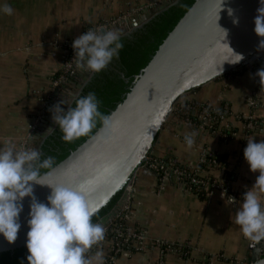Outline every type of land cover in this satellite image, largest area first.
Returning a JSON list of instances; mask_svg holds the SVG:
<instances>
[{"label": "crops", "instance_id": "obj_1", "mask_svg": "<svg viewBox=\"0 0 264 264\" xmlns=\"http://www.w3.org/2000/svg\"><path fill=\"white\" fill-rule=\"evenodd\" d=\"M172 1L0 0L13 9L11 15L0 12V148L18 151L26 147L33 138L30 129L35 117L40 129L44 115H51L44 105L51 107L67 96L61 87L56 90L59 83L54 85L53 77L66 61L67 44L74 38L90 29H124ZM255 65L180 98L183 112L203 106L215 111L223 106L227 113L220 120L222 128L210 133L173 112L149 155L163 164L174 160L188 168L198 165L204 155L220 156L221 163L210 168L209 177L218 182L227 178V192L217 191L209 197L204 192L197 198L183 191L173 177L160 187L154 172L139 169L126 190L131 212L126 220L145 230L146 248L124 249L112 264H248L250 238L242 235L231 217L258 175L249 172L243 149L249 139L264 140V81L254 75ZM76 71L77 75L86 72ZM192 132L193 144L188 147L184 136ZM260 203L264 208V194ZM153 242L163 246H148ZM98 244L85 254L87 258L104 242Z\"/></svg>", "mask_w": 264, "mask_h": 264}, {"label": "water", "instance_id": "obj_2", "mask_svg": "<svg viewBox=\"0 0 264 264\" xmlns=\"http://www.w3.org/2000/svg\"><path fill=\"white\" fill-rule=\"evenodd\" d=\"M176 1L155 9L137 23L129 24L126 30H121V37L130 35ZM258 7V0H223L222 5L220 0H196L159 46L149 64L134 76L129 93L107 122L63 161L40 175V181L78 189L86 202L98 209L96 214L119 194L115 206L96 221L107 232L108 224L124 213L128 205L126 190L149 157L159 132L180 98L253 65L260 57L263 50L258 49V43L264 38L253 32V18ZM228 9L232 10L231 16ZM233 18L238 19L235 25ZM226 43L234 53L243 56L240 62H226L232 56ZM92 74L86 71L84 83ZM83 85H77L76 89L80 92ZM76 97L70 94L64 101L70 104ZM156 118L162 123L157 131L148 135L147 127ZM40 124L46 129L56 127L53 122L46 127L44 118ZM47 134L37 146L39 153ZM49 192L47 186L33 184V195L39 202H46ZM132 192L130 190L129 195ZM29 203L30 197H24L19 214L21 227L15 242L8 244L0 237V253L25 247ZM247 250L248 264H264V238H250Z\"/></svg>", "mask_w": 264, "mask_h": 264}, {"label": "clouds", "instance_id": "obj_3", "mask_svg": "<svg viewBox=\"0 0 264 264\" xmlns=\"http://www.w3.org/2000/svg\"><path fill=\"white\" fill-rule=\"evenodd\" d=\"M222 3L223 0H220ZM258 4L253 18V32L257 37L264 38V0H258ZM12 11L7 3H0V12L11 15ZM227 11L231 16L232 10ZM232 23L237 24L238 19L233 18ZM71 47L75 67L95 74L104 70L118 56L123 44L118 30L97 28L74 38ZM228 48L232 56L226 60L227 63L236 64L243 59L241 54ZM258 49L264 50V39L259 41ZM254 75L259 82L264 81V69H258ZM64 104L60 100L49 111L65 142L87 136L95 127L97 118L107 122L108 118L100 113L99 101L93 92L79 97L74 106L67 109L61 107ZM161 123L159 118L153 119L147 127L148 135L157 131ZM52 132L53 129L48 128L44 133ZM194 136V132L184 136L188 147L192 146ZM242 155L249 172L258 175L252 186L243 192L231 220L239 226L244 237L264 238V208L260 203L264 194V140H247ZM38 161V166L33 168L32 163ZM52 163V157L40 161V153L35 149L14 151L12 147L0 148V237L8 244L15 242L21 227L19 214L23 209L22 200L27 196L30 197L26 222L28 231L25 234L27 264H104L101 250H97L91 259L85 255L93 245L104 239L105 228L92 222L98 209L87 203L78 189L42 183L38 169L50 168ZM33 184L50 189L46 202H39L35 198ZM228 202H233L232 197L228 198Z\"/></svg>", "mask_w": 264, "mask_h": 264}, {"label": "trees", "instance_id": "obj_4", "mask_svg": "<svg viewBox=\"0 0 264 264\" xmlns=\"http://www.w3.org/2000/svg\"><path fill=\"white\" fill-rule=\"evenodd\" d=\"M195 1L196 0H177L163 12L155 15L150 20H148L143 26L134 30L130 35L121 37L123 47L119 51L118 56L115 57L104 70L99 73H93L90 80L83 86L70 106H74L75 100L79 97H82L89 92H93L95 93L99 101L100 113L102 114V116L109 118L111 114L117 109V107L123 103L126 95L129 93L134 76L138 75L139 72L149 64L159 46L163 43L168 34L173 30L179 20L191 8ZM65 56L66 60L74 57L73 49H67ZM261 63L262 62L255 65V70L261 69ZM62 76L63 73L62 70H60L53 77V81H58ZM75 77L77 76L74 75L73 78L67 79V84L62 87V89H64L66 93L74 92L70 87H68V84L71 85ZM204 111H206L210 115V122L213 128L210 130L211 132H213L215 129L222 128L220 125V120L222 117L224 118V115L227 113V111L224 110L223 106L215 111L210 107L203 106L199 107L195 112L184 111L185 113L178 108V110L174 113L178 118L187 120L190 122V124L196 127L201 124L200 113ZM104 123L105 121L97 118L95 127L87 136L77 138L72 142L63 141L61 139L62 134L56 126L53 129V132L50 133V135L47 136L46 139H44L43 143L40 146V161H43L47 157L53 158V163L50 168L38 169L40 175L44 174L55 165L63 161L66 157H68L70 153L75 151L99 128H101ZM204 129H206V126H204ZM221 160L222 157L220 156L206 155L205 162L199 163L197 165V168L206 170L209 169L207 167H210L209 163H211L212 161L221 163ZM171 162L178 166L180 169L183 167L174 160H172ZM38 163L39 161L34 162L33 168H36L38 166ZM192 172V168L189 167L186 169V174L191 175ZM187 185L191 189H193V193L197 196V198L203 197L204 192L202 188L192 186L189 184V182H187ZM118 199L119 194L112 198L110 202L92 218V222L96 223L99 218L106 215L115 206ZM119 225L126 229H129L132 232H134L136 229L129 220H126L123 217L116 219L114 221V224L111 226L112 228L105 232L104 239L102 240L104 242L102 248L105 246L110 247L113 244V241L115 239L113 230ZM102 241L99 242V247L100 243L103 244ZM102 248L100 247L101 251ZM105 251L103 252V261ZM26 255L27 250L25 247L0 253V264H27V261L25 260Z\"/></svg>", "mask_w": 264, "mask_h": 264}, {"label": "built area", "instance_id": "obj_5", "mask_svg": "<svg viewBox=\"0 0 264 264\" xmlns=\"http://www.w3.org/2000/svg\"><path fill=\"white\" fill-rule=\"evenodd\" d=\"M155 11V10H154ZM153 11V12H154ZM151 12L150 14H152ZM128 28H124L125 30ZM68 49L72 48L71 44H67ZM264 59V50L260 57L254 62L257 63L261 60ZM75 62V57H72L69 60H66L64 64V68H68L69 65L73 67ZM63 66L61 68L64 69ZM76 75V73H74ZM74 77V76H73ZM71 77V78H73ZM62 78V77H60ZM65 78V77H64ZM58 81H55L54 85H56ZM68 94V93H67ZM73 94V93H72ZM69 96V94H68ZM69 97L63 98V100H66ZM179 102L176 104L173 112H176L179 108ZM222 120V119H221ZM204 126H206V130L210 132L211 130V122H210V117L207 112H204V115L201 116V124L199 126L200 129L204 130ZM198 128V129H199ZM223 139H226L227 136L224 135L222 137ZM203 158L201 159L200 163L205 162V157L206 155L202 156ZM179 165V164H178ZM210 167H207L209 169L206 170H201L197 168L196 166H193V172L191 175L186 174V169L188 168L187 166H181L182 168L180 169L178 166L175 164H163L160 161H157L156 159H152L150 157L147 158V160L144 162L142 165V168L147 169L148 171L154 172V174L158 178L159 186L162 187L166 181H169L174 178L175 182L180 186V188L189 193V194H194L193 189H191L188 185L187 182H189L190 185L195 186V187H200L202 188L203 192L207 195V197L213 195L217 191L221 192H227V187H228V181L227 178L223 179V182H218L217 180H214L209 177V172L210 168H217L219 165L215 161H212L209 163ZM159 187V188H160ZM232 197L234 201V197ZM124 212L126 213V217L123 214L124 219H128L130 216V211L128 210L127 206L124 209ZM113 234L115 236V239L113 241V244L106 249L105 256H104V264H112V262L115 260L116 256L124 249H133L137 251H144L146 248V232L142 228H136L134 232L130 231L129 229H126L122 226H118L113 230ZM150 245L151 248L155 247H161L163 246L159 242H153L149 243L148 246ZM165 247V246H164ZM167 246L168 251H172L171 248Z\"/></svg>", "mask_w": 264, "mask_h": 264}, {"label": "rangeland", "instance_id": "obj_6", "mask_svg": "<svg viewBox=\"0 0 264 264\" xmlns=\"http://www.w3.org/2000/svg\"><path fill=\"white\" fill-rule=\"evenodd\" d=\"M106 29V28H105ZM95 30V29H94ZM121 30H123V29H120V30H118L119 32H121ZM260 62H262L261 64L262 65H264V59L263 60H261ZM63 66V68H64V64L62 65ZM254 66V65H253ZM249 67V66H248ZM250 67H252V65L250 66ZM263 69H264V66H263ZM77 68L75 67V62H74V65H73V67H71V65H69L68 66V68H66V66H65V68L64 69H62V73H63V76H62V78H60L59 80V84L57 85V87H56V90L58 91V90H60V87L62 88L63 86H65L66 85V83H67V79H69V78H71V77H73L74 76V73H76L77 71ZM65 77V78H64ZM56 91V92H57ZM76 95V94H75ZM57 101H60V100H58L57 99ZM64 101V100H63ZM45 107H48V108H50V104H46V105H44V109H45ZM43 113V112H42ZM42 115V114H41ZM43 116V115H42ZM40 117V116H39ZM44 119H45V115H44V117H43ZM42 118V119H43ZM38 119L39 118H37V117H35V120H34V122H33V124H32V126H31V132L30 133H33V138L32 139H30V141H29V143L27 144V146L26 147H24L23 149H19L18 151H22V150H32V149H35V150H37V146H38V144H39V142H40V139H41V137H42V135H45L46 133H44L45 131L44 130H46V128L44 127V128H42L41 127V129H37L38 127H37V123H38ZM48 126V122H46V127ZM124 214V213H123ZM122 214V215H123ZM122 216L121 215H119L117 218H115L111 223H109L108 224V226H107V231L110 229V228H112L111 226L114 224V221L116 220V219H119V218H121Z\"/></svg>", "mask_w": 264, "mask_h": 264}, {"label": "flooded vegetation", "instance_id": "obj_7", "mask_svg": "<svg viewBox=\"0 0 264 264\" xmlns=\"http://www.w3.org/2000/svg\"><path fill=\"white\" fill-rule=\"evenodd\" d=\"M258 63H260V61L257 62V63H255V64H258ZM255 64H253V65H255ZM85 74H86V72L83 73V74H82V73H81V74H78V75L76 74L77 77H75V78L73 79V83L71 84V89L74 91L73 94H76V95H77V94L79 93L78 89H76L77 85H82V84L85 85V84L90 80V78L92 77V76H91V77L88 79V81H86V82L84 83V81H85V77H84V75H85ZM92 75H93V74H92ZM84 85H83V86H84ZM68 94L70 95V94H72V93H68ZM68 94H67V97H69ZM73 100H74V99H73ZM73 100H72V101H73ZM64 102H65V104H64V105H61V107L67 109V107H69V106L71 105V103L69 104V103H67L66 101H64ZM50 117H51V115H50L49 117H46V118H45V120H46V122H48V124L52 122V120H51ZM40 129H41V128H40ZM44 131H45V130H44ZM49 135H50V134H47L46 137L49 136ZM42 136H43V135H42ZM46 137H45V139H46ZM41 138H42V137H41Z\"/></svg>", "mask_w": 264, "mask_h": 264}]
</instances>
